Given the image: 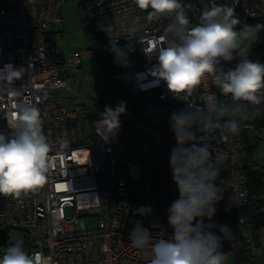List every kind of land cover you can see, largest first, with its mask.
Returning a JSON list of instances; mask_svg holds the SVG:
<instances>
[{"label":"built area","instance_id":"obj_1","mask_svg":"<svg viewBox=\"0 0 264 264\" xmlns=\"http://www.w3.org/2000/svg\"><path fill=\"white\" fill-rule=\"evenodd\" d=\"M63 1L0 0V132L11 135L7 120L16 113L17 104L29 102L40 111L52 157L45 185L19 197L0 195V228L8 232L3 246L6 250L15 244L10 240V232L15 230L23 233V247L28 253L41 252L50 258V264H149L150 250L135 248L130 233L139 222L150 231L153 243L168 239L173 232L168 224V210L139 215L137 209L141 206L128 196L148 190L150 155L168 162V183L171 150L177 143L171 128L172 113L152 118L137 114L127 125L147 134L149 140L128 143L118 128L114 129V121L105 115L92 116V111L69 94L67 72L81 65V56L71 50L64 57L47 45L48 27L61 21ZM182 2L193 5L188 12L193 26L201 11L210 6V0ZM214 3L233 7L240 20L237 26L264 16V0ZM82 6L93 30L102 34L109 45L116 42L129 50L133 93L156 92L161 101L177 102L187 109L191 104L205 112L210 95L225 103L230 101L220 95L210 79L182 100L168 90L165 81L153 76L158 59L151 53L154 45L166 46L160 37L170 18L149 20L148 11L139 10L134 0H82ZM134 26L138 30L132 32ZM260 39L258 35L257 41ZM220 66L227 71L236 65L233 60L221 61ZM11 70H21L16 74L19 79H6ZM125 110L129 114L140 112ZM192 131L197 142L205 136L213 157L219 156L221 171L216 183L224 189L226 199L238 209L250 205L253 195L248 170L256 162L246 153L245 135L228 134L215 143L210 130L202 133L194 127ZM134 163L140 165L138 176L128 172ZM173 184V194L179 197L178 187L174 181ZM81 210L96 215L97 223L78 228ZM257 212L264 213V205ZM208 223L216 225L211 231L221 237L225 260L231 255V264H259L257 249L264 227L256 216L239 212L227 220L205 219ZM220 225L229 227V238L220 233Z\"/></svg>","mask_w":264,"mask_h":264},{"label":"clouds","instance_id":"obj_2","mask_svg":"<svg viewBox=\"0 0 264 264\" xmlns=\"http://www.w3.org/2000/svg\"><path fill=\"white\" fill-rule=\"evenodd\" d=\"M134 3L139 10L148 11L149 20L170 18L160 37L166 46L153 47L151 54L157 55L158 66L152 71L155 75H151L165 81L168 90L182 100H187L210 79L220 95L231 103L213 94L206 100V112L189 104L187 110L172 113L171 128L177 143L171 150L170 167L179 191L178 199L168 209L172 235L153 243L150 231L137 222L129 239L135 248L150 250L149 264H225L221 237L211 231L216 225L205 224V219L212 220L216 204L223 199L224 189L216 183L221 162L219 156L213 157L205 136L197 142L192 129L205 133L221 128L224 133L236 135L240 131L239 121L228 119L221 123L219 117L239 113L241 102L252 106L264 103V64L249 58L251 45L258 37L257 26L246 24L238 29L240 20L234 8L219 6L214 0L201 11L194 26L188 15L193 8L190 3L182 0H134ZM110 28L104 30L108 32ZM130 30L138 29L134 26ZM111 51L116 63L128 66V49L118 48L115 42ZM237 58L239 62L233 69L225 71L220 66L221 61ZM20 71L11 70L6 79H19L16 74ZM15 107L16 113L7 120L11 135L0 132V195L5 197H19L45 185L52 162L39 109L26 101ZM124 111L121 102L115 110L106 108L103 113L115 121L116 129ZM252 115L258 116L260 112L254 109ZM151 211L149 206L137 209L139 215ZM219 231L225 238L231 236L227 225H220ZM0 264H50V258L41 252L28 253L22 240H17L7 247Z\"/></svg>","mask_w":264,"mask_h":264},{"label":"trees","instance_id":"obj_3","mask_svg":"<svg viewBox=\"0 0 264 264\" xmlns=\"http://www.w3.org/2000/svg\"><path fill=\"white\" fill-rule=\"evenodd\" d=\"M82 0L78 1V9L82 8ZM80 12V19L82 22V29L89 38L93 40L95 44V50L97 53V57L100 61L101 68L108 82L110 91L114 96V99L121 105L123 102L126 109H130L131 111H141L147 107H151L157 104H161L166 108L168 113H173L178 110L184 109L187 110L185 106L179 104L177 102H169V101H161L158 99L156 92H140L133 93L132 92V62L131 56L128 52V66L124 67L115 62V55L111 51L112 46L109 45L105 37L97 33L91 25L89 24L84 10L82 8V12ZM255 25L257 26V35L261 36L260 40H256L252 45L249 53V58L255 61H259L264 64V16L251 18L247 20L244 24L237 26V28H242L244 25ZM97 44L100 45V49L97 48ZM118 48L126 49V47L122 44L116 45ZM239 62L238 58L234 59L235 65ZM231 103V101L227 102ZM242 106L246 107L247 116L249 117L250 127L248 129L258 130L264 127V106H252L247 102H241ZM258 110L260 115L253 116L252 111ZM92 116L98 115V112L92 111ZM233 113L229 112L227 115H232ZM227 116L219 117L221 123L225 120ZM131 127V126H130ZM239 133L244 134L246 137L247 145L251 146L248 143V136L243 132V129L239 131ZM238 133V134H239ZM230 133H224L221 128H213L210 129V138L211 141L217 143L224 136ZM255 137L258 138V135L255 134ZM255 150H253V154H255ZM255 160V165L248 170L249 176V184L251 186L252 191V202L250 205L243 207L241 209L236 208L225 196L223 193V199L216 204V212L212 218H219L222 220H227L228 218H232L234 215L239 212H244L247 214H252L257 217L258 222L264 227V213H258L257 210L262 205H264V197H256L255 194L259 195L262 191H264V155L256 156L253 155L249 157ZM148 178L150 186L148 190L143 191H134L128 196L129 199L134 200L141 207L149 206L152 210H168L171 204L178 199L173 193H169L167 190V169L168 162L163 160L162 158L150 155L148 157ZM255 212V213H254ZM254 213V214H253Z\"/></svg>","mask_w":264,"mask_h":264},{"label":"rangeland","instance_id":"obj_4","mask_svg":"<svg viewBox=\"0 0 264 264\" xmlns=\"http://www.w3.org/2000/svg\"><path fill=\"white\" fill-rule=\"evenodd\" d=\"M79 0H64L60 7L61 21L51 23L49 26L51 31L48 32L47 45L50 46L55 52L62 54L64 57L68 55L71 50H77L81 56V65L77 68H70L67 72V85L69 87V94L79 103H82L88 111H96L100 115H105L103 112L106 108L115 110L120 104L114 99L106 77L101 68L100 61L97 57L95 44L93 40L85 35L82 29V22L80 19V12L82 8L78 9ZM49 31V27H48ZM100 49V45H96ZM139 114L141 117H165L168 115L163 106L155 105L147 107L140 112L128 113L126 110L119 116L118 131L125 142L148 141L147 134L137 130L136 128L128 127V123L132 121ZM227 119H237L240 124V129L248 136L247 140L251 146H248L249 155L261 156L264 155V127L261 129L253 130L248 129L251 125L249 117L247 116L246 107L242 106L239 113L226 115ZM115 122V121H114ZM258 135V138L255 137ZM255 154H253V150ZM134 170L137 174L140 172L139 163L131 164L128 167ZM172 170L169 171L167 190L173 193L174 184L172 178ZM256 197H264V191ZM69 212V209H66ZM80 216L77 219L78 228H89L97 223L96 215L92 214L89 210H81ZM10 240L23 241V233L21 231L12 230L10 232ZM5 252L4 246L0 247V257ZM257 259L259 264H264V234H262L260 245L257 249ZM225 262L232 263L231 255H228Z\"/></svg>","mask_w":264,"mask_h":264},{"label":"water","instance_id":"obj_5","mask_svg":"<svg viewBox=\"0 0 264 264\" xmlns=\"http://www.w3.org/2000/svg\"><path fill=\"white\" fill-rule=\"evenodd\" d=\"M129 174L138 176L139 173L135 174L134 170L130 169ZM173 192L176 193V190H174ZM7 236H8L7 229L0 228V247L4 245V243H5L6 239H7Z\"/></svg>","mask_w":264,"mask_h":264},{"label":"crops","instance_id":"obj_6","mask_svg":"<svg viewBox=\"0 0 264 264\" xmlns=\"http://www.w3.org/2000/svg\"><path fill=\"white\" fill-rule=\"evenodd\" d=\"M53 24H54V23H53ZM51 25H52V24H51ZM51 25H50V26H51ZM50 26H49V31H47V33L51 31V28H50ZM47 39H48V34H47ZM49 47H50V46H49ZM58 54H59V53H58ZM60 55H62V54H60ZM246 153H248V151H247V150H246ZM249 156H250V157H252V155H249Z\"/></svg>","mask_w":264,"mask_h":264}]
</instances>
